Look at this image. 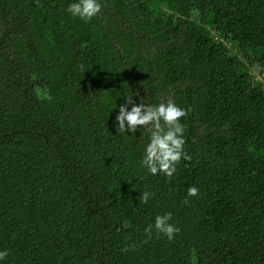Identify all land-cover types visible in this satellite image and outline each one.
<instances>
[{
	"label": "trees",
	"instance_id": "trees-1",
	"mask_svg": "<svg viewBox=\"0 0 264 264\" xmlns=\"http://www.w3.org/2000/svg\"><path fill=\"white\" fill-rule=\"evenodd\" d=\"M75 2L0 0V264H264V0ZM131 92L187 112L170 179L117 129Z\"/></svg>",
	"mask_w": 264,
	"mask_h": 264
},
{
	"label": "clouds",
	"instance_id": "clouds-1",
	"mask_svg": "<svg viewBox=\"0 0 264 264\" xmlns=\"http://www.w3.org/2000/svg\"><path fill=\"white\" fill-rule=\"evenodd\" d=\"M101 7L99 0H77V2L69 4L67 11L71 16L88 22L100 13ZM134 95H138V93L131 92L126 95L125 103L119 107L118 115L115 118L117 129L121 133H126L150 126V138L144 148L142 166L146 167L153 176L163 174L170 179L176 173L177 165L181 159L185 161L191 159L184 152L183 133L185 127L180 123L181 118L185 117L187 112L178 107L172 100L157 106L142 102L137 105L132 99ZM129 105H132L130 111L128 110ZM152 195V193L144 191L139 197V203L147 204ZM197 195L198 189L196 187L187 190V197ZM183 203L187 204L188 199L186 198ZM171 219L172 214L170 212L157 215L154 225L149 224L144 229L147 239H151L154 228L157 234H162L171 241L180 231L178 227L170 223ZM128 250L127 247L122 249V251ZM7 255V251H0V260L5 259Z\"/></svg>",
	"mask_w": 264,
	"mask_h": 264
},
{
	"label": "rangeland",
	"instance_id": "rangeland-1",
	"mask_svg": "<svg viewBox=\"0 0 264 264\" xmlns=\"http://www.w3.org/2000/svg\"><path fill=\"white\" fill-rule=\"evenodd\" d=\"M211 32L213 33V30H211ZM215 38L221 40V36H216ZM252 70L253 81L264 88V72L262 73L260 67H258L257 65H254Z\"/></svg>",
	"mask_w": 264,
	"mask_h": 264
}]
</instances>
